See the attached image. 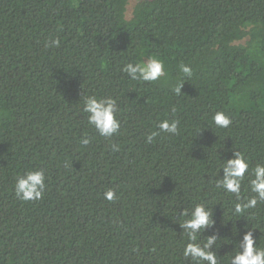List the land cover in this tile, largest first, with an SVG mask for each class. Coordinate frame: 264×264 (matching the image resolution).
Returning a JSON list of instances; mask_svg holds the SVG:
<instances>
[{"label":"trees","instance_id":"16d2710c","mask_svg":"<svg viewBox=\"0 0 264 264\" xmlns=\"http://www.w3.org/2000/svg\"><path fill=\"white\" fill-rule=\"evenodd\" d=\"M127 5L0 0V264H194L178 224L200 203L215 226L197 242L218 235V264L246 227L264 248V202L237 216L235 195L216 184L238 151L251 197V169L264 164V0H139L130 18ZM151 56L164 63L158 81L122 71ZM86 96L116 100L117 133L88 124ZM163 120H178V133L146 142ZM36 170L42 198L19 200L17 176Z\"/></svg>","mask_w":264,"mask_h":264},{"label":"clouds","instance_id":"9594fccd","mask_svg":"<svg viewBox=\"0 0 264 264\" xmlns=\"http://www.w3.org/2000/svg\"><path fill=\"white\" fill-rule=\"evenodd\" d=\"M51 46H59V40H52ZM123 72L133 81L156 82L165 75L164 63L156 56L146 57L142 62H129L124 65ZM179 71L184 77H191V67L181 63ZM183 82L174 86L173 91L176 95L182 93ZM83 111L87 113V122L93 126L100 136L109 138L120 129V121L116 119L117 102L115 99L86 96L84 98ZM212 122L218 128H227L231 124V119L223 112H216L212 117ZM178 120H163L157 127L159 132H153L147 137L151 143L155 136L160 132L176 135L178 133ZM82 144L90 143L88 138L81 141ZM113 150L118 148L113 145ZM225 162L220 167L222 176L217 180L218 188L223 189L228 194H234L238 201L234 205V214L242 216L247 209L255 208L259 202H264V164H256L251 169V179L248 181L250 190L255 195L251 197L241 196L242 183L245 174L249 173L250 163L244 154L233 151L230 158L223 159ZM45 174L43 170L28 171L23 175L17 176L15 182V195L21 201L39 200L45 190ZM107 200L112 201L116 198L113 190L104 193ZM180 215L188 217L178 224L189 241L183 250L185 258H191L194 264H218L217 254L213 250L218 238L217 234L207 235V240L203 244L197 242L198 236L204 235L209 229L215 226L213 213L210 212L203 203L196 204L190 211L181 210ZM205 236V235H204ZM229 264H264V248H260L254 237L253 230H246L242 239L238 243V251L230 257Z\"/></svg>","mask_w":264,"mask_h":264},{"label":"rangeland","instance_id":"374dc122","mask_svg":"<svg viewBox=\"0 0 264 264\" xmlns=\"http://www.w3.org/2000/svg\"><path fill=\"white\" fill-rule=\"evenodd\" d=\"M139 0H128V5H127V11H126V17L130 18L132 14V10L134 8V5L138 2Z\"/></svg>","mask_w":264,"mask_h":264}]
</instances>
